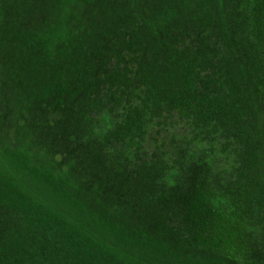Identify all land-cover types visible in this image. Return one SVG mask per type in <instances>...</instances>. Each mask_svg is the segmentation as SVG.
<instances>
[{
  "label": "trees",
  "instance_id": "obj_1",
  "mask_svg": "<svg viewBox=\"0 0 264 264\" xmlns=\"http://www.w3.org/2000/svg\"><path fill=\"white\" fill-rule=\"evenodd\" d=\"M0 264H264V0H0Z\"/></svg>",
  "mask_w": 264,
  "mask_h": 264
}]
</instances>
